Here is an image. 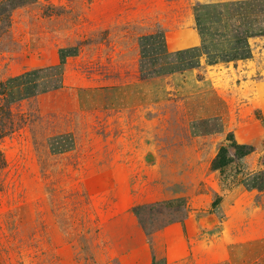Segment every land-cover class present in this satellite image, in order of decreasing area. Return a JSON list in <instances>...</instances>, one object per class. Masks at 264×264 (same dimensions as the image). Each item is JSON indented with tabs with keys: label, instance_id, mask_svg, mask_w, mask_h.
Returning <instances> with one entry per match:
<instances>
[{
	"label": "crops",
	"instance_id": "crops-1",
	"mask_svg": "<svg viewBox=\"0 0 264 264\" xmlns=\"http://www.w3.org/2000/svg\"><path fill=\"white\" fill-rule=\"evenodd\" d=\"M24 1L28 0H21L23 5ZM49 1L57 0L29 2ZM35 13L24 14L32 17L33 26L42 23ZM56 16L50 11L45 17L51 21ZM136 27L115 33L103 45H91V49L106 51L101 58L104 70L90 71L89 60L79 49L61 62L60 50L74 45L66 42H59L48 58V51L36 40L34 48L43 54L29 59L32 89L47 90L40 94L68 89L80 114L106 116L112 129L130 132L126 139L87 135L78 141L76 150L82 153L75 155L80 167L88 170L90 180L96 177L106 182L121 199L107 206L111 209L105 214L108 226L96 223V231L88 232L89 226L83 224L78 234H60L58 238L63 240L80 241V249L64 246L68 254L60 261L55 258L54 263L187 264L190 258L189 264H264V191L245 186L247 177L264 170V49L256 56L251 47L250 59L209 64L199 52L180 53L201 46L195 26L169 29L141 23ZM204 90L207 99L201 98ZM228 135L237 144L254 148L240 160L245 171L234 182L209 186L219 195L217 202L210 191L201 202L188 198L199 190L197 184H179L181 162L186 160L194 174L196 161L210 148L214 152L225 145ZM205 142L208 145L201 149ZM52 146L55 153L72 150L73 140L66 135L56 138ZM169 167L175 171L170 175ZM99 187L87 184L84 188ZM128 193L149 195L139 194L126 206L123 202ZM158 203L166 208L179 203L184 217L181 222L170 220L158 233L162 256L153 252L142 220L143 210ZM133 205H148L140 211L142 223L133 213ZM62 251L55 247V255Z\"/></svg>",
	"mask_w": 264,
	"mask_h": 264
},
{
	"label": "rangeland",
	"instance_id": "rangeland-1",
	"mask_svg": "<svg viewBox=\"0 0 264 264\" xmlns=\"http://www.w3.org/2000/svg\"><path fill=\"white\" fill-rule=\"evenodd\" d=\"M29 1L23 5L21 0H0V264H55V258L63 260L68 254L64 246L80 249L81 242L58 236L78 234L83 224L89 226L88 232L96 231V223L108 226L105 214L110 207L107 206L121 199L120 194L110 191L106 182L103 184L96 177L90 180L88 170L80 167L76 156L82 150L76 147L80 138L87 135L92 139L97 136L112 140L114 137L126 139L130 132L124 128L112 129L106 116L80 114L68 89L25 98L26 89L33 86L29 73L33 69L27 71L33 68L29 59L43 54L41 49L34 48L36 40L48 51V58L56 52L59 42L72 43L73 47L67 48L65 54L79 49L89 60L90 71L104 70L106 65L101 58L106 51L101 48L104 51L101 53L91 49V45L98 47L110 42L115 33L134 31L129 28H137L141 23L190 29L195 26L193 7L197 3L235 0H71L70 3L57 0L37 5ZM32 10L36 16L40 15V25L33 26L32 17H25V12L30 14ZM50 11L57 16L48 21L45 16ZM22 15L25 21L21 20ZM249 43L259 56L264 49V36L249 39ZM16 76L18 81H13ZM200 95L207 99V90ZM66 135L73 140L72 150L55 153L54 140ZM230 138L228 135L225 145L217 146L214 152L210 148L201 156L195 163L194 174L186 160L181 162L179 184L192 187L197 184L199 190L188 198L193 196L201 202L203 195L210 191L217 202L219 195L209 186L234 182L245 171L240 161L243 157L231 154L236 150L230 147ZM207 145L205 142L200 148ZM209 158L212 159L209 161ZM172 171L169 167V175ZM87 184L100 187L87 191L84 188ZM135 194H125L124 205L140 193ZM151 206L143 210L142 220L146 222L153 252L162 256L163 243L158 233L170 220L181 222L184 217L179 212V203L169 208L164 203ZM53 237L56 241L50 239ZM55 247L63 251L55 255ZM186 263H190V258Z\"/></svg>",
	"mask_w": 264,
	"mask_h": 264
},
{
	"label": "trees",
	"instance_id": "trees-1",
	"mask_svg": "<svg viewBox=\"0 0 264 264\" xmlns=\"http://www.w3.org/2000/svg\"><path fill=\"white\" fill-rule=\"evenodd\" d=\"M193 15L201 46L182 50L180 53L199 52L206 55L209 64L252 58L249 39L264 36V0L197 3L193 7ZM65 51L68 52L67 49L60 50L61 62L65 60V56L75 54V52L65 54ZM29 73L32 74V72ZM12 80L18 81V76ZM41 91L47 90L27 88L25 98L40 94ZM229 136L231 137L230 147L236 150L237 157H244L253 152L252 146L237 144L233 137ZM224 150L223 148L221 151ZM245 186L247 189L264 191V170L247 177ZM147 206L139 205L132 209L141 223L140 211Z\"/></svg>",
	"mask_w": 264,
	"mask_h": 264
}]
</instances>
